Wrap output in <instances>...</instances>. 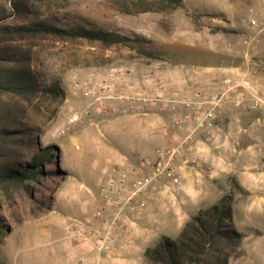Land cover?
I'll use <instances>...</instances> for the list:
<instances>
[{
  "label": "rangeland",
  "instance_id": "obj_1",
  "mask_svg": "<svg viewBox=\"0 0 264 264\" xmlns=\"http://www.w3.org/2000/svg\"><path fill=\"white\" fill-rule=\"evenodd\" d=\"M15 1L32 5L41 20L70 24L83 19L106 31L144 38L159 57L144 58L122 47L104 49L84 40L18 39L16 44L31 52V68L62 93L57 99L38 93L28 99L2 96L1 103L16 106L21 119L37 132L40 148L55 147L52 163L43 168L58 175L0 187V264H117L116 255L106 260L103 253L97 263L88 242L94 225L84 227L87 240L73 238L71 232L105 206L97 183L112 167L126 172L180 138L158 107L146 116L112 114L108 107L116 102L101 99L102 110L89 121L84 114L87 100L72 93L73 76L130 95L148 94L160 85L185 94L224 76L244 80L263 103L252 111L237 109L233 117L218 122L210 137L197 139L196 161L176 162L182 190L163 195L155 211L137 221V237L116 233L124 248L127 241L138 239L137 264H147V247L161 236L176 238L191 216L231 195L232 226L242 237L227 264H264V39L243 43L248 36L244 19L253 0H181L172 8L163 7L161 0ZM4 9L7 1L0 0ZM27 21V16L17 15L4 24ZM99 90L102 96L103 87ZM73 115L79 116L78 122L56 136V128ZM167 200L171 206L161 207ZM147 217L157 221L151 231L138 226Z\"/></svg>",
  "mask_w": 264,
  "mask_h": 264
},
{
  "label": "built area",
  "instance_id": "obj_2",
  "mask_svg": "<svg viewBox=\"0 0 264 264\" xmlns=\"http://www.w3.org/2000/svg\"><path fill=\"white\" fill-rule=\"evenodd\" d=\"M243 29L248 33L243 41L245 45L264 39V0H253L247 8ZM102 85L82 82L76 76L71 78L73 95L87 100L84 114L90 117L89 121L96 110H102L98 106L101 99L116 102L108 107L112 114L146 116L158 107L167 114L171 127L180 137L173 145L155 150L153 158L138 160L135 167L126 172L112 167L97 183L98 196L105 206L96 209L85 220L86 224L77 223L71 237L85 238L84 227L94 225L90 230L93 238L88 242L99 254L111 258L116 250L124 249L119 244L117 230L137 237V221L152 214L163 195L182 190L176 162L188 165L196 161L197 139L210 137L218 122L233 117L237 109L252 111L263 102L249 92L244 80L231 76L197 86L185 94L170 91L164 85L153 86L148 94H118L112 87ZM101 87L103 95L99 96ZM78 119V115L68 118L66 124L56 128V136L67 134Z\"/></svg>",
  "mask_w": 264,
  "mask_h": 264
},
{
  "label": "trees",
  "instance_id": "obj_3",
  "mask_svg": "<svg viewBox=\"0 0 264 264\" xmlns=\"http://www.w3.org/2000/svg\"><path fill=\"white\" fill-rule=\"evenodd\" d=\"M7 9L0 10V187L34 182L36 177L58 175L57 170L44 171L52 163L54 146L40 148L37 132L22 119L16 106L1 103L2 96L28 99L40 94L57 99V84H47L31 68V52L17 45L19 38L54 37L60 40H84L104 49L122 47L136 51L141 57L158 59L149 41L103 30L87 20L70 24L41 20L34 16L32 5L6 0ZM172 8L181 0H161ZM27 16L21 25L4 24L12 16ZM27 157V159H25ZM241 193H246L237 184ZM231 195L220 198L205 210L198 211L184 224L176 238L161 236L156 244L143 251L147 264H227L242 234L232 226ZM209 259V262H207Z\"/></svg>",
  "mask_w": 264,
  "mask_h": 264
},
{
  "label": "crops",
  "instance_id": "obj_4",
  "mask_svg": "<svg viewBox=\"0 0 264 264\" xmlns=\"http://www.w3.org/2000/svg\"><path fill=\"white\" fill-rule=\"evenodd\" d=\"M162 206H171V204H170V201L169 200H167V204H162L161 205V207ZM149 217H147V219L146 218H144V219H142V220H140L139 222H138V226L139 227H143L144 226V228H147L148 230H153V228H152V226L154 225V223L155 222H157L156 221V219H153L152 220V218L151 219H148ZM139 231V230H138ZM138 240V239H137ZM137 240H135V239H133V240H129V241H127V244H126V246H125V248L124 249H122V250H116V252H115V255H116V258H115V261H116V263L117 264H125V263H127V264H137L138 263V261H139V258H140V256H139V253H140V251H139V245H140V243L139 242H137ZM142 243H144V242H142ZM91 246V245H90ZM92 247V246H91ZM93 248V247H92ZM91 248V249H92ZM94 249V248H93ZM90 251H92V250H90ZM95 251V252H94ZM94 251H92L94 254H96V261H97V263L98 262H100L101 261V256H99V255H101V254H99L95 249H94ZM106 258V260H107V257H105ZM106 264H110L109 262H108V260L106 261ZM112 264H114V263H112Z\"/></svg>",
  "mask_w": 264,
  "mask_h": 264
}]
</instances>
